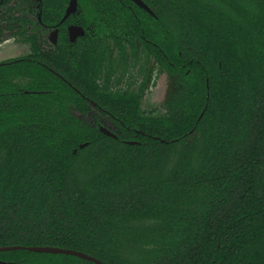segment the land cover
Returning a JSON list of instances; mask_svg holds the SVG:
<instances>
[{
    "label": "trees",
    "instance_id": "16d2710c",
    "mask_svg": "<svg viewBox=\"0 0 264 264\" xmlns=\"http://www.w3.org/2000/svg\"><path fill=\"white\" fill-rule=\"evenodd\" d=\"M143 1L155 16L86 0L84 19L67 23L87 37L67 53L60 25L51 55L47 29L69 0H0V25L32 51L0 66V247L105 264H264V0ZM139 34L181 86L162 116L95 81L99 47ZM91 102L118 139L83 121ZM0 262L95 264L27 250Z\"/></svg>",
    "mask_w": 264,
    "mask_h": 264
},
{
    "label": "flooded vegetation",
    "instance_id": "af4514ba",
    "mask_svg": "<svg viewBox=\"0 0 264 264\" xmlns=\"http://www.w3.org/2000/svg\"><path fill=\"white\" fill-rule=\"evenodd\" d=\"M34 1L36 0H33V2ZM70 2L71 0H69V3L65 8V14L62 20L60 21V23H58L55 26L49 27V29H47L49 44L43 45V47H46L47 49H49L51 55L56 54L57 53L56 49L59 47V41H60L59 26L60 25L65 24L66 37L68 39V42L70 43V44L68 43L64 44L63 46L66 52L69 51L71 53L72 46H74L79 39L87 37L86 29L78 21L74 20L71 24L67 23L70 18H78L80 20L84 19V17L86 16L85 8L87 5V2L85 0L84 4L81 5L78 0V8H77L76 13L72 14L65 22H63V19L65 18L67 14V10L70 6ZM132 3L134 4V6L136 5L134 2ZM134 6L129 5V7L133 9V12H134ZM36 7H39V6H36ZM38 20L39 22H42L41 14L38 15ZM71 27L83 28L85 31V35L78 37L75 42H72L71 34H70ZM43 28L45 29V27ZM4 31H10L16 37L15 35L16 28L15 27L10 28L8 27L6 23H3L0 25V34L2 37L0 44L2 43L3 38H4ZM56 32H58V36L56 37V42H54L52 40L53 38L52 35ZM17 39L20 40L19 38ZM127 41H128L127 43L122 42L121 47L118 45H115L113 42H111L109 46L106 48L103 46L99 47L97 55H98V60L100 61L102 65V68H101L102 71L101 73L96 75L95 81L101 89H104L108 91L110 94L115 95V96L116 95H122V96L143 95V103H142V109H143L145 97L150 92V89L153 88L157 84L159 78H162L164 75L168 74V72L162 66V64L157 60V56H156L157 52H152L147 47L148 45L145 43L144 36L139 34V36H133L132 43L129 42V38H127ZM24 44L29 46V51H30L29 54H31L32 52L31 45L28 43H24ZM162 52L163 50L160 49V53ZM25 57L10 59L8 61L0 63V66L7 65L11 61L16 63L18 61H21ZM52 72L56 74L55 71H52ZM57 76H60V75L57 73ZM63 80L66 81V79L64 78ZM68 84L72 86L70 83ZM90 106H91V109L88 111V114H91L92 109L97 108L96 104L93 105L90 103ZM96 111L100 112L101 114L104 113L105 116L110 117L120 132V126L115 123L114 119L109 115V113L106 110H104L102 107H98ZM98 126L101 127L105 125L103 123H99ZM113 130H114L113 132H117L116 131L117 129H113Z\"/></svg>",
    "mask_w": 264,
    "mask_h": 264
},
{
    "label": "rangeland",
    "instance_id": "374dc122",
    "mask_svg": "<svg viewBox=\"0 0 264 264\" xmlns=\"http://www.w3.org/2000/svg\"><path fill=\"white\" fill-rule=\"evenodd\" d=\"M29 52L28 45L18 40L10 31H4V38L0 44V63L10 59L25 57ZM180 92L181 86L178 79L169 74L164 75L158 79L157 84L146 95L143 104L144 113L148 115L153 112L157 116L164 115L168 103L176 100ZM78 115L81 116L80 114ZM83 121L92 126H98L99 123H103L112 131L117 129L116 131L119 132L110 117L105 116L104 113L97 112L95 109L91 110V114L83 117Z\"/></svg>",
    "mask_w": 264,
    "mask_h": 264
},
{
    "label": "water",
    "instance_id": "95a60500",
    "mask_svg": "<svg viewBox=\"0 0 264 264\" xmlns=\"http://www.w3.org/2000/svg\"><path fill=\"white\" fill-rule=\"evenodd\" d=\"M134 2L137 6H139L141 9L146 11L152 16H155L154 12L150 9V7L143 1V0H130ZM78 8V0H71L70 6L67 10V14L65 18L63 19V22H65L72 14L76 13ZM70 34H71V41L75 42L78 37L84 36L85 31L81 27H71L70 28ZM52 40L56 42V37L58 36V32L54 33ZM57 75V73H56ZM91 104L95 105L94 102H91ZM100 131L114 139H118L117 134L110 130L106 126H101L99 127ZM129 144H135L134 142H128ZM87 146V144L82 145L81 149H84ZM77 151H75L76 153ZM19 250H27L29 252H34V253H42V254H62V255H69V256H74L78 257L83 260H87L90 262H93L95 264H105L102 261L98 260L97 258L90 256L86 253L75 251V250H66V249H61V248H56V247H22V246H13V247H0V252H11V251H19ZM2 263V262H0ZM5 264V263H3Z\"/></svg>",
    "mask_w": 264,
    "mask_h": 264
}]
</instances>
